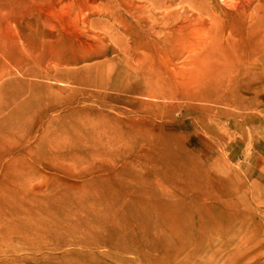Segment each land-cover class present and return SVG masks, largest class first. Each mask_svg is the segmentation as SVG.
<instances>
[{"label": "rangeland", "instance_id": "1", "mask_svg": "<svg viewBox=\"0 0 264 264\" xmlns=\"http://www.w3.org/2000/svg\"><path fill=\"white\" fill-rule=\"evenodd\" d=\"M219 221L264 264V0H0V264H217Z\"/></svg>", "mask_w": 264, "mask_h": 264}, {"label": "bare ground", "instance_id": "2", "mask_svg": "<svg viewBox=\"0 0 264 264\" xmlns=\"http://www.w3.org/2000/svg\"><path fill=\"white\" fill-rule=\"evenodd\" d=\"M139 213V212H138ZM137 213V214H138ZM138 218H141V217H138ZM225 228L222 226V224H220V221L219 222H217V224H216V227H215V232H216V235H217V241H216V244H217V246H216V251H215V254H216V261H217V264H221V253H220V249H221V247H223V245H222V240H223V238H224V233H225ZM238 234V236H240V240H239V244H240V252L242 253L243 252V249H242V247L244 248V250L246 251V253H247V248H246V244L247 243H249L248 242V233H247V231L244 233V234H242L241 233V231H239V230H236L235 231V236ZM243 235V236H242ZM245 236V237H244ZM218 248V249H217ZM244 251V252H245ZM231 254H229V258L227 259V261H223L222 262V264H231V263H229V259L231 260ZM233 262H234V260H233ZM232 262V263H233Z\"/></svg>", "mask_w": 264, "mask_h": 264}]
</instances>
